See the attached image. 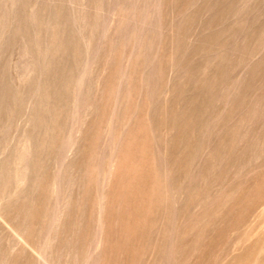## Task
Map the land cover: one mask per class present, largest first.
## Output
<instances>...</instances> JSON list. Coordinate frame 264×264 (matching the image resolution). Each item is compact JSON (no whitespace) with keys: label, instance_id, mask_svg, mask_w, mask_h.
I'll return each instance as SVG.
<instances>
[{"label":"rangeland","instance_id":"1","mask_svg":"<svg viewBox=\"0 0 264 264\" xmlns=\"http://www.w3.org/2000/svg\"><path fill=\"white\" fill-rule=\"evenodd\" d=\"M0 264H264V0H0Z\"/></svg>","mask_w":264,"mask_h":264},{"label":"bare ground","instance_id":"2","mask_svg":"<svg viewBox=\"0 0 264 264\" xmlns=\"http://www.w3.org/2000/svg\"><path fill=\"white\" fill-rule=\"evenodd\" d=\"M12 231V230H11ZM97 247V246H96Z\"/></svg>","mask_w":264,"mask_h":264}]
</instances>
